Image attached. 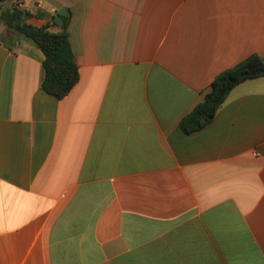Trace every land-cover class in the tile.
<instances>
[{
  "label": "crops",
  "instance_id": "crops-1",
  "mask_svg": "<svg viewBox=\"0 0 264 264\" xmlns=\"http://www.w3.org/2000/svg\"><path fill=\"white\" fill-rule=\"evenodd\" d=\"M45 3L71 14L80 79L54 97L43 52L0 36V264H264V76L180 126L220 73L264 59V0Z\"/></svg>",
  "mask_w": 264,
  "mask_h": 264
},
{
  "label": "trees",
  "instance_id": "trees-1",
  "mask_svg": "<svg viewBox=\"0 0 264 264\" xmlns=\"http://www.w3.org/2000/svg\"><path fill=\"white\" fill-rule=\"evenodd\" d=\"M0 2L7 3L9 0H0ZM33 16L42 18L45 15L42 13L33 15L26 9H19L10 4L2 10L0 22L13 35L29 39L43 52L45 56L43 88L54 97L63 99L80 79L79 67L68 32L71 14L63 17L59 32L52 31L51 25L37 26L30 23L28 20ZM54 18V15H50L51 23L56 25ZM3 42L10 47L8 39H3ZM262 76H264V59L258 55H252L220 73L213 80L203 102L182 119L180 123L182 130L190 134L209 125L235 86Z\"/></svg>",
  "mask_w": 264,
  "mask_h": 264
},
{
  "label": "built area",
  "instance_id": "built-area-1",
  "mask_svg": "<svg viewBox=\"0 0 264 264\" xmlns=\"http://www.w3.org/2000/svg\"><path fill=\"white\" fill-rule=\"evenodd\" d=\"M10 4L13 6L19 8V9H25V4L23 0H9ZM37 10L39 11H47L50 15H57V9L55 7H52L51 9H47L45 0H39L35 4Z\"/></svg>",
  "mask_w": 264,
  "mask_h": 264
},
{
  "label": "water",
  "instance_id": "water-1",
  "mask_svg": "<svg viewBox=\"0 0 264 264\" xmlns=\"http://www.w3.org/2000/svg\"><path fill=\"white\" fill-rule=\"evenodd\" d=\"M68 15V10L67 8H62L61 10L58 11V15L55 16L54 21L57 24H61L63 21V17Z\"/></svg>",
  "mask_w": 264,
  "mask_h": 264
},
{
  "label": "rangeland",
  "instance_id": "rangeland-1",
  "mask_svg": "<svg viewBox=\"0 0 264 264\" xmlns=\"http://www.w3.org/2000/svg\"><path fill=\"white\" fill-rule=\"evenodd\" d=\"M5 7L1 8L0 9V14L2 12V10L4 9ZM1 24V23H0ZM4 26V25H3ZM0 36L3 37V38H6L7 37V34H6V27L4 26L3 30L0 32Z\"/></svg>",
  "mask_w": 264,
  "mask_h": 264
}]
</instances>
